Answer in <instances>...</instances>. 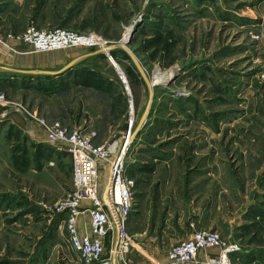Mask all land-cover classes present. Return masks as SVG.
<instances>
[{"label":"rangeland","instance_id":"rangeland-1","mask_svg":"<svg viewBox=\"0 0 264 264\" xmlns=\"http://www.w3.org/2000/svg\"><path fill=\"white\" fill-rule=\"evenodd\" d=\"M139 20L128 49L151 85L156 77L168 80L152 87L148 126L126 147L128 176L142 184V208L133 230L126 227L121 264H171L167 252L198 231L219 232L228 246L237 245L234 264H264V0H0L2 39L32 27L60 29L98 36L109 48L123 45ZM14 46L19 54L0 52V68L8 67L6 56H16L59 71L92 53ZM105 50L68 78L32 82L0 70V264H81L69 247L65 216L56 210L74 188L73 164L54 155L41 122L96 131L99 145H122L132 119L135 134L148 87L124 50ZM23 65L14 61L11 69ZM191 176L190 185L211 197L188 194L175 205L173 194L188 187ZM167 177L177 188L159 200L156 183ZM100 178L105 191L107 171ZM155 212L158 230L145 244L133 233L145 231ZM194 212H211L217 228L201 225ZM81 218V226L89 221Z\"/></svg>","mask_w":264,"mask_h":264},{"label":"built area","instance_id":"built-area-1","mask_svg":"<svg viewBox=\"0 0 264 264\" xmlns=\"http://www.w3.org/2000/svg\"><path fill=\"white\" fill-rule=\"evenodd\" d=\"M254 39L258 41L259 37L256 35ZM13 42L24 44L33 52L75 47H84L91 52L108 49V44L95 35H79L60 29L40 32L35 27L22 36L7 35L3 39L0 36V52L18 53ZM41 125L47 129V143L54 153L70 158L73 164L74 188L69 199L56 206L57 213L65 216L71 251L81 264H121L127 251V222L138 205L135 196L137 183L128 176L126 157L129 147L122 154L126 144L114 141L110 145H99L96 131L68 128L60 122L52 126L41 122ZM133 127L134 119L122 141L130 139ZM115 159L111 186L106 193L102 189L101 173L107 171L109 174ZM83 215H88L89 227L80 234L79 220ZM110 244L112 248L107 254L106 246ZM115 244H118V250L114 261ZM213 250L216 252L212 253ZM237 252L238 246H228L219 232L198 231L173 246L167 252V258L171 264H234L233 256Z\"/></svg>","mask_w":264,"mask_h":264},{"label":"crops","instance_id":"crops-1","mask_svg":"<svg viewBox=\"0 0 264 264\" xmlns=\"http://www.w3.org/2000/svg\"><path fill=\"white\" fill-rule=\"evenodd\" d=\"M17 43L16 42H13L12 43V46L13 45H16ZM22 45H19V48L21 49V50H25L24 49V47L22 46ZM24 52V51H23ZM13 54H19V53H12L11 52V55H13ZM22 55V54H21ZM18 56H20V55H18ZM22 56H25L24 54L22 55ZM8 59H5V65L6 66H8L7 68L8 69H11V67H13L12 66V64H13V62L14 61H16V63H17V61H20V62H22L24 65L23 66H21L20 68H22V67H25V69H19V68H17V69H14V68H12L13 70H23V71H48V70H40V69H37V66L36 65H31V63L33 64V63H35V61H33V60H29L30 58H23V60H17V58H16V56H14V58H9V56H6ZM33 61V62H32ZM3 68V67H2ZM33 68H36V69H33ZM44 69V68H43ZM1 70V69H0ZM49 71H53V70H49ZM204 130L205 131H208V133L209 134H211V132H210V130L211 129H209V128H204ZM40 138H42L43 139V137H39V139ZM45 138V137H44ZM35 142H38V143H36V144H40L39 143V141L35 138V140H34ZM134 145V144H133ZM133 148V147H132ZM49 149V148H48ZM54 152V151H53ZM54 155L55 156H57L55 153H54ZM60 157H65V156H60ZM68 157H65V159H67ZM68 159H70V158H68ZM161 163H166L165 165H167L168 167H170L171 166V163L170 162H168V160L167 159H163V160H161ZM50 165L52 166V165H54V163L53 162H51L50 163ZM141 165H138V167H135V168H139ZM193 178H195V176H191V179H190V181L187 183V186L188 187H186V188H183V191H180V192H178V193H176V194H173L174 195V199L173 200H176L178 197H182L183 198V196H185V195H188V194H190L189 195V197H193V198H199V199H203V198H206V197H211V196H203L202 194H201V192H199V191H197V190H195V186L192 184V185H190L192 182H193ZM136 180V183H137V187H136V200H137V202H138V205H137V207H136V211L134 212L135 213V215L133 216V217H130V219L128 220V222H127V227L129 228V231H132L133 230V227L137 224V218L138 217H136V214L138 213V214H141V205H140V198H141V190H142V187H141V181H138L137 179H135ZM189 184V185H188ZM156 185H159V187H157L158 188V190L160 191V193H159V195H158V197H159V200L160 199H162V195H164V193H166V192H168V191H172L173 189H176L177 187H175V184L173 183V180H171V178L170 177H167V179L165 180H162V179H160L157 183H156ZM146 190V189H145ZM157 190V191H158ZM199 192V193H198ZM169 193V192H168ZM181 193V194H180ZM195 193H198V197H194V194ZM192 195V196H191ZM157 197V198H158ZM212 197H216V196H212ZM157 202H159V201H157ZM177 202V203H176ZM180 203V201H179V199L178 200H176V201H174V204L176 205V204H179ZM190 204H188L186 207L188 208V206H189ZM191 206V205H190ZM189 213L190 214H192V212L191 211H189ZM246 213V212H245ZM245 213H243V214H241L240 215V217H239V219H237V220H239V224H236L237 225V227L239 226H241L242 225V215H245ZM137 214V215H138ZM194 214L196 215V216H194V218H196L197 219V221H199V222H202L203 221V223L201 224V225H203V224H207L208 223V225H210V227H212V228H214L215 227V225L214 226H211V224H210V221H214V219H215V216H213V214L211 213V212H194ZM133 215V214H132ZM155 217L157 216V214H156V212L153 214ZM85 216H87V215H83L82 217H85ZM148 216V215H147ZM169 217V216H168ZM82 218H80V220H81ZM199 219V220H198ZM80 220H79V230L81 229V232L82 233H85L86 231H87V229H88V227H89V221L88 222H86V220H84L83 219V221H81V223H82V225L83 226H81L80 225ZM241 221V222H240ZM147 225H146V228H145V231H143V232H140V233H138V232H134L133 233V236H135V237H137V238H139V240H145V244L147 243V242H150L151 241V243H152V240H153V238H154V236H155V232L158 230V226H156L157 224H158V221H157V217H156V219L154 218V217H150L149 218V216L147 217V219H146V222H145ZM156 224V225H155ZM176 224L177 225H179L180 224V221H178V223L176 222ZM188 227V226H186V224H184L183 226H182V228L183 227ZM211 228V229H212ZM215 228H217V227H215ZM161 229V228H160ZM166 230V226L165 227H163L162 229H161V231L163 232V231H165ZM146 254V259L147 258H152V254H150V252H148V251H146L145 252Z\"/></svg>","mask_w":264,"mask_h":264},{"label":"water","instance_id":"water-1","mask_svg":"<svg viewBox=\"0 0 264 264\" xmlns=\"http://www.w3.org/2000/svg\"><path fill=\"white\" fill-rule=\"evenodd\" d=\"M140 25H141V20H139L137 23L134 24V26L132 27L131 34L129 35L128 41L125 44L120 45V43H118V44L110 46L107 49V52H109V53L113 52V51H116L118 49H122L130 56V58L132 59L133 63L135 64L136 68L138 69L139 73L143 77V79H144V81H145V83H146V85L148 87L149 93H150V100H149V104H148V106L146 108V111H145V113H144V115H143V117H142V119L140 121V124L138 125V128H137L135 134L130 139V144L131 145L135 144V142L138 139V137L147 128V126H148V122L147 121H148V119L151 116V108H152L153 100H154V97H155V95H154L155 90L152 88L151 81L147 77L143 67L141 66L140 62L137 60L135 55L128 49V46L131 43L132 37L138 31V28L140 27ZM102 53H104V52L103 51H96V52H92L90 54H87L85 56L79 57V58L75 59L74 61H72L71 63H69L67 66H65L63 69H61L59 71H23V70H13V69H8V68H0V69L3 72H7V73L12 74L13 76L50 77V78H56L57 79V78L61 77L62 75L66 74V73H68L70 71H73L74 68L79 63H81V62H83V61H85L87 59H90V58L98 57ZM114 64H116V63L114 62ZM123 144L124 145L126 144V140L123 141ZM119 157H120V154H119ZM116 163H117V159L114 160L113 165L110 168V171H109V174H108L109 181H108V185L106 186V190H105L106 193L110 189L112 172H113V168L116 165ZM117 250H118V244L114 248V254H113V260L114 261L116 260Z\"/></svg>","mask_w":264,"mask_h":264},{"label":"bare ground","instance_id":"bare-ground-1","mask_svg":"<svg viewBox=\"0 0 264 264\" xmlns=\"http://www.w3.org/2000/svg\"><path fill=\"white\" fill-rule=\"evenodd\" d=\"M130 32H131V30L129 29V30L127 31V33H126L124 39L129 38ZM127 41H128V40H127ZM127 41H126V40H123V41H122V44H125ZM104 51H106V50L104 49ZM167 80H168L167 77H165V78H163V77H156V78L153 80L152 87H154V86L156 87V86L161 85V84L164 85V83L167 82ZM131 138H132V137H131ZM131 138H130V139H131ZM130 139L127 140V142H126V146H125V148H124L122 154L124 153V151H126V150H125L126 147H127L128 145L130 146ZM119 158H120V157H119ZM117 196H119V193H118V192H117Z\"/></svg>","mask_w":264,"mask_h":264},{"label":"trees","instance_id":"trees-1","mask_svg":"<svg viewBox=\"0 0 264 264\" xmlns=\"http://www.w3.org/2000/svg\"><path fill=\"white\" fill-rule=\"evenodd\" d=\"M71 72V71H70ZM71 75V73H66L64 75H62L61 77L57 78V79H60V78H68L69 76ZM13 78H9V79H19V80H23V79H31L32 82H40V81H49L50 79H56V78H50V77H30V76H12ZM7 79V78H5Z\"/></svg>","mask_w":264,"mask_h":264}]
</instances>
